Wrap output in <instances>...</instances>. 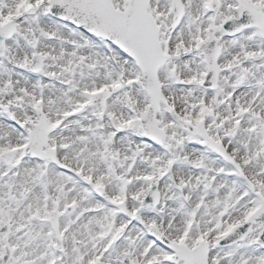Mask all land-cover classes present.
Returning a JSON list of instances; mask_svg holds the SVG:
<instances>
[{"label": "snow or ice", "instance_id": "snow-or-ice-1", "mask_svg": "<svg viewBox=\"0 0 264 264\" xmlns=\"http://www.w3.org/2000/svg\"><path fill=\"white\" fill-rule=\"evenodd\" d=\"M0 264H264V0H0Z\"/></svg>", "mask_w": 264, "mask_h": 264}]
</instances>
